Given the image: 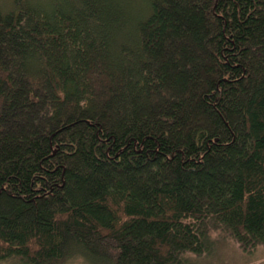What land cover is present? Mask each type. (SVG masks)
<instances>
[{
	"label": "trees",
	"instance_id": "16d2710c",
	"mask_svg": "<svg viewBox=\"0 0 264 264\" xmlns=\"http://www.w3.org/2000/svg\"><path fill=\"white\" fill-rule=\"evenodd\" d=\"M264 248V0L0 8V261L199 264Z\"/></svg>",
	"mask_w": 264,
	"mask_h": 264
},
{
	"label": "rangeland",
	"instance_id": "374dc122",
	"mask_svg": "<svg viewBox=\"0 0 264 264\" xmlns=\"http://www.w3.org/2000/svg\"><path fill=\"white\" fill-rule=\"evenodd\" d=\"M13 1L15 0H0V8L3 10L10 9ZM217 233L219 241L216 252L208 258L201 259L199 264H264V248H258L252 253H245L234 241L226 239L220 230ZM16 263V261H0V264ZM63 264L89 263L84 258L76 257Z\"/></svg>",
	"mask_w": 264,
	"mask_h": 264
}]
</instances>
